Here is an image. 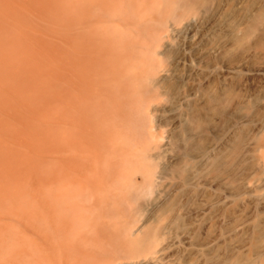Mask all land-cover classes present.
<instances>
[{
	"label": "bare ground",
	"instance_id": "bare-ground-1",
	"mask_svg": "<svg viewBox=\"0 0 264 264\" xmlns=\"http://www.w3.org/2000/svg\"><path fill=\"white\" fill-rule=\"evenodd\" d=\"M83 1L72 180L125 208L95 225L101 198L72 187L97 208L71 219V264H264V0Z\"/></svg>",
	"mask_w": 264,
	"mask_h": 264
},
{
	"label": "rangeland",
	"instance_id": "rangeland-1",
	"mask_svg": "<svg viewBox=\"0 0 264 264\" xmlns=\"http://www.w3.org/2000/svg\"><path fill=\"white\" fill-rule=\"evenodd\" d=\"M74 3L0 0V264H71L73 220L93 223L96 213L95 225H119L122 220L124 202L96 190L99 180L96 191L85 184L89 175L87 180L81 177L85 183L72 180L77 171L71 165ZM76 186L101 198L95 201L101 207L89 208L99 210L87 213L91 221L84 208L92 198L84 192L86 203L75 199ZM197 194L207 190L197 188ZM145 202L141 213L137 210L140 222L149 212Z\"/></svg>",
	"mask_w": 264,
	"mask_h": 264
}]
</instances>
